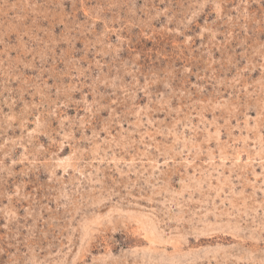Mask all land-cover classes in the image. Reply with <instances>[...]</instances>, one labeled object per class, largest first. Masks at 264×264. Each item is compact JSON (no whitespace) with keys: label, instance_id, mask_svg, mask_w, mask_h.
<instances>
[{"label":"rangeland","instance_id":"obj_1","mask_svg":"<svg viewBox=\"0 0 264 264\" xmlns=\"http://www.w3.org/2000/svg\"><path fill=\"white\" fill-rule=\"evenodd\" d=\"M0 264H264V0H0Z\"/></svg>","mask_w":264,"mask_h":264},{"label":"bare ground","instance_id":"obj_2","mask_svg":"<svg viewBox=\"0 0 264 264\" xmlns=\"http://www.w3.org/2000/svg\"><path fill=\"white\" fill-rule=\"evenodd\" d=\"M139 215V214H138ZM143 215V214H141ZM146 216V215H145ZM141 220V219H140ZM143 221L147 224V227L149 228L148 230L151 232V234H157V228L156 226L150 222L148 219L143 218ZM228 225V224H227ZM206 226V225H205ZM210 226V225H209ZM211 227V226H210ZM210 227L208 229H210ZM216 227V226H215ZM219 227V226H218ZM229 228V227H228ZM158 235V234H157ZM161 235V234H160Z\"/></svg>","mask_w":264,"mask_h":264}]
</instances>
